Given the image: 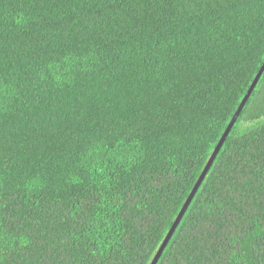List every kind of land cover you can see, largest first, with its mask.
<instances>
[{
    "label": "trees",
    "instance_id": "1",
    "mask_svg": "<svg viewBox=\"0 0 264 264\" xmlns=\"http://www.w3.org/2000/svg\"><path fill=\"white\" fill-rule=\"evenodd\" d=\"M263 65L264 0H0V264H152ZM262 249L264 74L158 264Z\"/></svg>",
    "mask_w": 264,
    "mask_h": 264
},
{
    "label": "water",
    "instance_id": "2",
    "mask_svg": "<svg viewBox=\"0 0 264 264\" xmlns=\"http://www.w3.org/2000/svg\"><path fill=\"white\" fill-rule=\"evenodd\" d=\"M263 74H264V65H263L261 71L259 72V74L257 75V77H256L255 81L253 82L252 86L250 87V89L248 91V94L246 95V97L242 101L239 109L237 110L233 120L231 121L230 125L228 126V128H227L225 134L223 135L220 143L218 144L217 148L215 149L213 155L211 156V158H210L206 168L204 169L199 181L197 182V184H196L194 190L192 191L189 199L185 203L182 211L180 212V214H179L178 218L176 219L173 227L171 228L170 232L168 233V235H167L165 241L163 242L161 248L159 249L158 253L156 254L152 264H158L160 259L162 258V256H163L168 244L170 243V241L173 238L176 230L178 229L180 223L182 222L184 216L186 215V213H187V211H188V209H189V207H190V205H191L196 193L198 192V190L201 187L203 181L205 180L210 168L212 167V165L214 164L217 156L219 155L220 151L222 150V148H223L225 142L227 141L229 135L231 134V131L233 130L236 122L238 121V119L241 116L244 108L246 107L249 99L251 98V96H252L253 92L255 91L256 87L258 86L259 81L262 78Z\"/></svg>",
    "mask_w": 264,
    "mask_h": 264
},
{
    "label": "snow or ice",
    "instance_id": "3",
    "mask_svg": "<svg viewBox=\"0 0 264 264\" xmlns=\"http://www.w3.org/2000/svg\"><path fill=\"white\" fill-rule=\"evenodd\" d=\"M128 196H129L130 204L132 206H135V204L137 202V196H136V194L135 193H129ZM240 199H243V197H240ZM79 203L83 206V208L85 210L91 205V201L90 200H87V199L82 200ZM74 207H75V205H74ZM249 214L250 215H255V213H252V212H249ZM236 215H237V220H233V224H236L237 226H239V224H238L239 213H237ZM241 231L243 232V230H241ZM240 238L243 239V235L242 234H241V237ZM42 246L43 245H41V244H37L36 245V247H42ZM262 251H264V249H262ZM91 254L95 255V253H91Z\"/></svg>",
    "mask_w": 264,
    "mask_h": 264
}]
</instances>
